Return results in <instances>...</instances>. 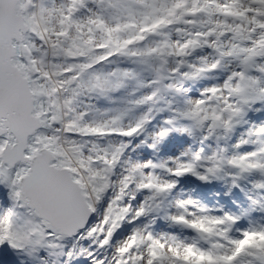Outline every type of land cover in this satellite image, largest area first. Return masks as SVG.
<instances>
[{
  "label": "snow or ice",
  "instance_id": "snow-or-ice-1",
  "mask_svg": "<svg viewBox=\"0 0 264 264\" xmlns=\"http://www.w3.org/2000/svg\"><path fill=\"white\" fill-rule=\"evenodd\" d=\"M0 264H264V0H0Z\"/></svg>",
  "mask_w": 264,
  "mask_h": 264
}]
</instances>
